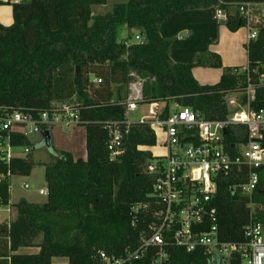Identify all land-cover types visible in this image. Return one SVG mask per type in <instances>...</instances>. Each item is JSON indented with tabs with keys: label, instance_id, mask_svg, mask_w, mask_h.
<instances>
[{
	"label": "trees",
	"instance_id": "16d2710c",
	"mask_svg": "<svg viewBox=\"0 0 264 264\" xmlns=\"http://www.w3.org/2000/svg\"><path fill=\"white\" fill-rule=\"evenodd\" d=\"M108 0H27L15 3L14 24L0 26V107L30 112L35 118L53 103L79 102L86 124L87 158L76 159L61 152L45 164L48 199L37 205L21 201L17 216L0 226V264H98V252L121 257L140 246L141 227H133L131 209L150 200L155 178L145 170L153 155L142 149L155 147L157 138L148 126L131 128L125 140L126 152L110 160L109 132L103 123L123 120L125 108L117 104L128 89L130 74L155 78L152 100L165 103L162 119L171 114L172 103L191 108L211 121L226 120L230 114L225 97L241 90L245 75L238 68H225L220 55L208 53L196 63H176L171 57L172 38H164L161 28L170 17L186 11L223 10L228 27L237 32L245 22L237 14L242 3L264 0H130L113 12L95 16L94 6ZM236 13L234 15V13ZM123 29L137 31L144 43L126 48L119 39ZM264 28L248 48L251 67L263 58ZM198 66L223 69L220 82L203 86L194 77ZM80 69L79 75L77 69ZM103 83L92 85L90 76ZM264 109V89L254 104ZM189 136L190 133H187ZM247 141V130L231 128L225 149L237 155L234 144ZM15 147H32L28 138L15 135ZM34 168L30 154L0 161V207L11 202V177L28 176ZM252 200L258 205L255 219L264 225V170ZM247 176L231 175L218 181L214 199L220 240L243 243L245 227L252 214L250 198L235 190ZM40 240V242H39ZM36 248V254H20ZM156 250L133 264H151ZM165 264H212L201 253H187L169 246ZM64 259L65 263H55Z\"/></svg>",
	"mask_w": 264,
	"mask_h": 264
},
{
	"label": "built area",
	"instance_id": "2783aa9c",
	"mask_svg": "<svg viewBox=\"0 0 264 264\" xmlns=\"http://www.w3.org/2000/svg\"><path fill=\"white\" fill-rule=\"evenodd\" d=\"M25 1L15 0V3ZM237 14L249 31V48L264 28V3L239 4ZM214 18L229 21L228 14L219 9L215 10ZM144 42L142 35L122 41L126 48ZM241 73L245 75L243 87L226 95L230 114L223 121L206 120L200 113L183 107L162 119L165 103L145 96L147 83L156 82L155 78L130 74L128 93L117 101L125 108L124 119L103 123L109 132L110 160L115 162L123 157L125 140L136 125L150 127L157 138L155 147L161 146L166 154L153 155L146 167L145 172L155 178L150 200L131 209L133 227H143L139 248L121 257L99 251L98 264H133L147 257L152 249L157 252L151 264H165L169 246L187 253H201L212 264H264V225L254 217L258 205L252 200L260 182L258 171L264 170V109L254 108L258 91L264 89V50L263 58L253 68L249 63ZM91 83L98 87L103 81L95 77ZM141 106H148L147 112L139 121H133L131 116ZM82 109L77 101L53 103L35 118L26 110L0 107V161L10 164L14 158L32 154L31 147L13 145L15 135L30 139L34 135L43 136L53 128L70 133L84 126ZM240 127L246 128L247 141L234 144L237 155L232 156L225 149V137L229 129ZM243 174L247 176L246 183L234 189L251 199L248 208L252 218L245 227V241L222 242L214 206L218 181ZM39 193L48 196V189Z\"/></svg>",
	"mask_w": 264,
	"mask_h": 264
},
{
	"label": "rangeland",
	"instance_id": "374dc122",
	"mask_svg": "<svg viewBox=\"0 0 264 264\" xmlns=\"http://www.w3.org/2000/svg\"><path fill=\"white\" fill-rule=\"evenodd\" d=\"M130 0H108L107 5L105 6H95L94 15H106L113 12L114 7L118 4H126ZM9 7V6H7ZM234 13V12H233ZM235 14V13H234ZM14 20V18H13ZM14 24V22H13ZM12 24V25H13ZM10 25V26H12ZM248 30L247 28H242L237 32L230 33L224 39L223 36V65L225 68H234V67H245L248 66V54L244 47ZM139 34V33H138ZM138 34H133L134 37ZM130 35L128 29H123L119 34V39L121 41L127 39ZM140 35V34H139ZM197 68V67H196ZM203 72H197L196 76L200 82L203 84H216L219 80V74L224 73L223 69H209L202 70ZM242 72V70H240ZM205 73V74H202ZM206 75V76H205ZM205 76V78H204ZM91 79H94L95 76L91 75ZM153 88H157L156 82L149 81L146 86L145 96L147 98L152 97ZM123 96L126 97L128 89H124ZM181 106L171 105V111H177ZM148 106H141L140 110L131 116L133 121H139L141 116L147 112ZM239 132L242 130V127L237 128ZM85 127L79 126L72 130L70 133H65L61 128H53L50 130L51 141L48 142L44 136L34 135L30 138L32 145V159L34 161V168L30 175L28 176H12L11 177V203L16 205L21 201H27L32 204L42 205L47 202L48 196L41 195L39 192L41 190H47V181H46V168L45 164L50 163L53 160V156H56V153L70 151L81 159H86V134ZM159 144L161 142L159 141ZM152 155H161L164 156L166 151L161 147L157 146L153 149L146 150ZM25 185H28L29 188H24ZM9 214L7 213V208H0V223L5 221ZM15 216V212H14ZM40 242V240H39ZM38 249L36 248H24L19 251L20 254H36ZM55 263H65L64 259H55Z\"/></svg>",
	"mask_w": 264,
	"mask_h": 264
},
{
	"label": "crops",
	"instance_id": "0c3cea01",
	"mask_svg": "<svg viewBox=\"0 0 264 264\" xmlns=\"http://www.w3.org/2000/svg\"><path fill=\"white\" fill-rule=\"evenodd\" d=\"M13 4H15V0H0V26L10 27V25L13 24L14 22L13 7H12ZM94 7L92 8L93 14H94ZM214 16H215L214 10L186 11L174 15L164 22L161 28V35L164 38H172L174 40V43L171 48V57L174 62L184 63V64L196 63L199 57L201 56L206 57L205 55H207L208 53H215L220 55L223 62V51H222L223 49H221L222 47H224V44L222 42L223 36L224 39H226V37L228 36V32L230 33H234V32H232L228 27L229 21H223V20L219 21L216 20ZM131 33L138 34L137 31H132ZM248 36H249V31L247 33V38L244 44L247 54H248V46H247ZM248 64H249V59H248ZM246 67L247 66L241 68L240 67H234V68H238L242 70ZM209 69H215V68L198 66L193 70L195 79L203 86L216 85L220 82L222 78L223 74L220 73L219 80L216 82V84L208 85V84H203V82H200V80H198L196 76L197 72H200L201 74V72H203L202 70H209ZM172 105L178 106L177 103ZM153 148L155 147L152 148L143 147L142 149L149 150ZM67 152L72 153L70 151ZM72 154L76 159L80 158V157L78 158L76 154L74 153ZM85 154L87 158V148ZM0 208H7V213L9 214L7 219H5V221L0 223V226L3 224L9 225L12 221L16 219L17 216L16 208L15 205H12L11 202L8 207H0ZM14 212H15V216H14Z\"/></svg>",
	"mask_w": 264,
	"mask_h": 264
},
{
	"label": "water",
	"instance_id": "95a60500",
	"mask_svg": "<svg viewBox=\"0 0 264 264\" xmlns=\"http://www.w3.org/2000/svg\"><path fill=\"white\" fill-rule=\"evenodd\" d=\"M79 71H80V69L78 68V69H77V74H78V75H79ZM43 136L46 138V140H47L48 142L51 141V136H50V133H49L48 131H45V132L43 133Z\"/></svg>",
	"mask_w": 264,
	"mask_h": 264
}]
</instances>
